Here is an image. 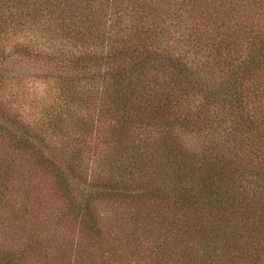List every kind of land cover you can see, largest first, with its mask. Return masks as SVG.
<instances>
[{
  "label": "trees",
  "instance_id": "16d2710c",
  "mask_svg": "<svg viewBox=\"0 0 264 264\" xmlns=\"http://www.w3.org/2000/svg\"><path fill=\"white\" fill-rule=\"evenodd\" d=\"M73 226L91 264H264V0H0V264Z\"/></svg>",
  "mask_w": 264,
  "mask_h": 264
},
{
  "label": "rangeland",
  "instance_id": "374dc122",
  "mask_svg": "<svg viewBox=\"0 0 264 264\" xmlns=\"http://www.w3.org/2000/svg\"><path fill=\"white\" fill-rule=\"evenodd\" d=\"M31 91L33 90H38V92H44L45 90V85L39 84V83H31ZM34 95H36L34 93ZM33 95V96H34ZM40 98V96H38V99ZM195 138H193V136L189 137V142H193V143H201V139L198 136H194ZM36 170V172L34 173L33 176V181H38V182H45L44 177L42 175V172L39 173L38 169H33ZM44 179V180H43ZM50 182V183H49ZM47 187L49 188L47 190V192L45 191L44 194L41 195L40 199L45 202V199L48 197L50 200L49 202L51 204L57 205L56 207L59 206V197L58 194H56V192L54 191V188L51 186V180L49 179L48 182L46 183ZM35 187H39L37 185L34 184ZM30 195L33 196L32 193H30ZM58 202V204H57ZM112 208V207H111ZM100 211L104 214V215H111L113 214V209H106L104 210L103 208L100 209ZM108 217V216H107ZM109 225V224H108ZM12 232L14 231V228L11 230ZM10 232V231H9ZM11 232V233H12ZM9 233H4V232H0V243H5L8 244L10 246H12L14 244V239H12V235ZM83 237H81L80 233H79V226L75 227L73 226L72 228H67V237H62L58 240V243L61 246V249L63 252H59V258H55V261L53 263L48 262L47 264H91V261H89L87 259V245L84 244H88L89 241L83 240ZM79 242L80 246H79ZM86 242V243H85ZM97 264H100L101 261L97 260L95 261ZM42 264V262L40 263Z\"/></svg>",
  "mask_w": 264,
  "mask_h": 264
}]
</instances>
